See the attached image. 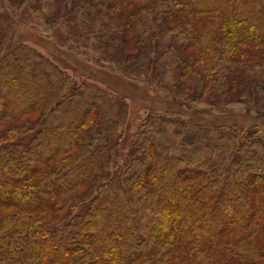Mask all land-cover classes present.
Segmentation results:
<instances>
[{"label": "trees", "instance_id": "trees-1", "mask_svg": "<svg viewBox=\"0 0 264 264\" xmlns=\"http://www.w3.org/2000/svg\"><path fill=\"white\" fill-rule=\"evenodd\" d=\"M61 45L224 108L264 109V0H52ZM0 0V264H264V133L149 112L16 42ZM24 24V22H23Z\"/></svg>", "mask_w": 264, "mask_h": 264}, {"label": "rangeland", "instance_id": "rangeland-1", "mask_svg": "<svg viewBox=\"0 0 264 264\" xmlns=\"http://www.w3.org/2000/svg\"><path fill=\"white\" fill-rule=\"evenodd\" d=\"M22 20L24 24L15 23L16 42L27 43L56 63L68 75L67 90L71 91L83 82H90L127 101L129 108L127 127L117 139L114 138L118 141L119 150L116 158L118 164L123 161L137 126L152 111L177 114L203 124L256 126L264 133V109L241 103H233L224 108L209 106L206 103L175 96L167 87L157 83L130 79L111 64L97 63L92 49L74 50L62 46L61 31L54 25L55 14L53 18H45L42 6L40 17L27 12ZM258 92L264 104L263 85H258Z\"/></svg>", "mask_w": 264, "mask_h": 264}, {"label": "crops", "instance_id": "crops-1", "mask_svg": "<svg viewBox=\"0 0 264 264\" xmlns=\"http://www.w3.org/2000/svg\"><path fill=\"white\" fill-rule=\"evenodd\" d=\"M42 12L45 18L54 17L55 8L54 3L51 0H41Z\"/></svg>", "mask_w": 264, "mask_h": 264}]
</instances>
